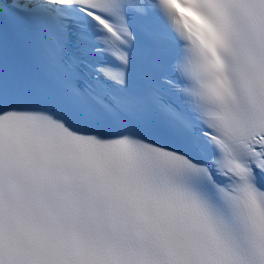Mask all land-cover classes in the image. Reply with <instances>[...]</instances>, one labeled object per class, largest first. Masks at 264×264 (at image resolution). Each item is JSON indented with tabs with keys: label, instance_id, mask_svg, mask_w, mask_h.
Listing matches in <instances>:
<instances>
[{
	"label": "snow or ice",
	"instance_id": "1",
	"mask_svg": "<svg viewBox=\"0 0 264 264\" xmlns=\"http://www.w3.org/2000/svg\"><path fill=\"white\" fill-rule=\"evenodd\" d=\"M0 264H264V0H0Z\"/></svg>",
	"mask_w": 264,
	"mask_h": 264
}]
</instances>
